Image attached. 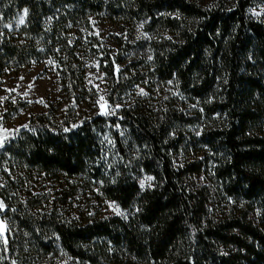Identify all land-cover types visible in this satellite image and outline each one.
<instances>
[{
  "label": "trees",
  "instance_id": "1",
  "mask_svg": "<svg viewBox=\"0 0 264 264\" xmlns=\"http://www.w3.org/2000/svg\"><path fill=\"white\" fill-rule=\"evenodd\" d=\"M254 1L203 8L190 0H0V16L18 33L0 41V69L50 57L65 92L75 97L83 71L76 65L72 27H88L91 15L104 14L110 20L150 19L169 29L173 40L153 45L154 72L179 80L202 103L211 125L200 140L212 153L221 194L236 204L215 220L208 192L186 189L184 174L200 167L175 168L172 121L153 124L124 109L60 124L42 114L13 131L3 143L7 153L28 168L101 182L106 198L132 212L83 226L54 222L70 255L93 262L114 256L121 264H264V20L247 14ZM104 70L118 86L113 71ZM117 124L132 131L139 149L134 164L152 177L151 187L142 189L127 170L106 161L100 134ZM9 252L8 243L6 264H13Z\"/></svg>",
  "mask_w": 264,
  "mask_h": 264
},
{
  "label": "rangeland",
  "instance_id": "2",
  "mask_svg": "<svg viewBox=\"0 0 264 264\" xmlns=\"http://www.w3.org/2000/svg\"><path fill=\"white\" fill-rule=\"evenodd\" d=\"M190 1L203 8L232 4V0ZM247 14L253 20H264V3L254 1ZM17 34L0 16V41ZM70 36L71 45L76 46V65L83 71L82 85L77 88L79 94L75 97L65 92L59 68L50 57L31 58L21 68H1L0 140L4 143L15 129L42 114L60 124L67 118L85 120L123 109L137 110L153 124L173 122L168 136L169 140H176V147L170 153L173 164L176 169L199 165L198 171L184 174L183 184L189 192L202 189L208 192L209 217L216 220L236 209L235 202L221 194L214 178L212 153L200 140L211 125L202 103L179 80L163 79L154 72L153 45L173 40V33L152 24L150 19L110 20L100 14L90 16L88 27H72ZM105 68L119 78L118 86L109 80ZM114 133H118V140ZM131 134L122 124L105 127L100 135L106 161L119 171L127 170L142 189L151 187L152 177L134 164L139 149L132 143ZM3 143L0 144V204L3 205L0 222L5 230L0 236V264H6L4 246L8 243L13 264H121L114 256L93 262L70 255L53 223L83 226L99 219L127 218L132 212L106 198L101 182L88 176L70 177L25 167L7 153ZM122 150L131 154L133 162L125 160Z\"/></svg>",
  "mask_w": 264,
  "mask_h": 264
},
{
  "label": "snow or ice",
  "instance_id": "3",
  "mask_svg": "<svg viewBox=\"0 0 264 264\" xmlns=\"http://www.w3.org/2000/svg\"><path fill=\"white\" fill-rule=\"evenodd\" d=\"M20 23H23V19H21ZM2 143H3V141L0 140V144H2ZM2 208H3V205L0 204V209H2ZM4 230H5V226L3 225L2 222H0V236L3 235Z\"/></svg>",
  "mask_w": 264,
  "mask_h": 264
}]
</instances>
